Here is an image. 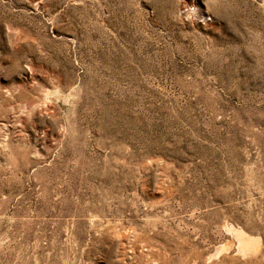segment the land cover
Here are the masks:
<instances>
[{"label": "rangeland", "instance_id": "obj_1", "mask_svg": "<svg viewBox=\"0 0 264 264\" xmlns=\"http://www.w3.org/2000/svg\"><path fill=\"white\" fill-rule=\"evenodd\" d=\"M0 264H264V0H0Z\"/></svg>", "mask_w": 264, "mask_h": 264}]
</instances>
